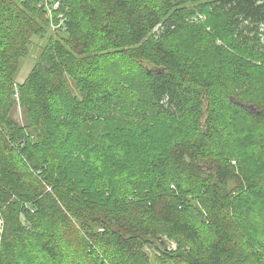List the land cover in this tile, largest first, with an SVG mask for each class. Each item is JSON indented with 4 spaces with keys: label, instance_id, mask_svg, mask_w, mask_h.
I'll return each mask as SVG.
<instances>
[{
    "label": "trees",
    "instance_id": "obj_1",
    "mask_svg": "<svg viewBox=\"0 0 264 264\" xmlns=\"http://www.w3.org/2000/svg\"><path fill=\"white\" fill-rule=\"evenodd\" d=\"M0 218V264H264V0H0Z\"/></svg>",
    "mask_w": 264,
    "mask_h": 264
},
{
    "label": "rangeland",
    "instance_id": "obj_2",
    "mask_svg": "<svg viewBox=\"0 0 264 264\" xmlns=\"http://www.w3.org/2000/svg\"><path fill=\"white\" fill-rule=\"evenodd\" d=\"M201 19H204V17L202 16ZM34 42H35L36 46L33 47V53L31 55H29L30 57L27 56L25 58V62H24L23 66L21 67V69H20V71H19V73L17 75V81L18 82H20L25 77H27L28 73L31 71L32 67L34 66V61H35L34 60V56H35L34 53L36 52V47L40 46L42 41L39 38L34 37ZM16 113H17V116L21 118V112L17 111Z\"/></svg>",
    "mask_w": 264,
    "mask_h": 264
},
{
    "label": "built area",
    "instance_id": "obj_3",
    "mask_svg": "<svg viewBox=\"0 0 264 264\" xmlns=\"http://www.w3.org/2000/svg\"><path fill=\"white\" fill-rule=\"evenodd\" d=\"M59 6H60V2L59 1L55 2L53 8H51V7H49L47 5V8H48L50 16H52V9H57V8H59ZM199 17L201 18L202 16L199 15ZM60 19L64 21L66 19V17L63 14H61L60 15ZM52 26H53V22H52ZM54 29H55V26H54ZM2 230H3V220L0 218V231H2ZM173 245H175V243L172 242L169 246H173Z\"/></svg>",
    "mask_w": 264,
    "mask_h": 264
},
{
    "label": "water",
    "instance_id": "obj_4",
    "mask_svg": "<svg viewBox=\"0 0 264 264\" xmlns=\"http://www.w3.org/2000/svg\"><path fill=\"white\" fill-rule=\"evenodd\" d=\"M245 107H246L247 109H249V110H253V111L256 110L255 107H254L253 105H248V104H246Z\"/></svg>",
    "mask_w": 264,
    "mask_h": 264
},
{
    "label": "crops",
    "instance_id": "obj_5",
    "mask_svg": "<svg viewBox=\"0 0 264 264\" xmlns=\"http://www.w3.org/2000/svg\"><path fill=\"white\" fill-rule=\"evenodd\" d=\"M28 74H29V73H28ZM25 79H26V77H25L23 80H21L20 83L24 82Z\"/></svg>",
    "mask_w": 264,
    "mask_h": 264
}]
</instances>
